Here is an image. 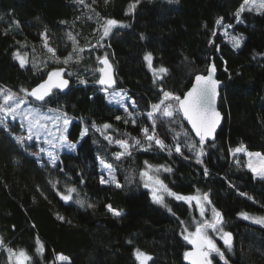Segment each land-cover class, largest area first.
I'll return each instance as SVG.
<instances>
[{
	"label": "trees",
	"instance_id": "obj_1",
	"mask_svg": "<svg viewBox=\"0 0 264 264\" xmlns=\"http://www.w3.org/2000/svg\"><path fill=\"white\" fill-rule=\"evenodd\" d=\"M135 2L85 0L89 5L85 7L75 0H0V89L33 103L21 89L30 91L50 71L66 68L68 89L54 92L43 107L72 119L67 137L77 143L75 151L59 153L58 167L53 168L16 143L13 136L25 134L19 122L7 121L12 135L0 127V264H9V249L26 250L32 257L28 264H139L137 250L151 257L147 264H186L184 253L190 246L183 239L184 228L195 231L201 218L194 208L171 197L164 200L167 207L155 203L140 175L147 165L172 169L155 174L174 193H208L209 209L214 207L223 218L219 227L232 234L229 251L219 239L222 233L208 229L227 264H264V225L240 217L242 213L264 217V180L254 178L243 156L232 154L235 147L244 146L264 155V9L243 11L237 20L235 14L244 0H140L131 11ZM108 18L127 27L117 26L101 40V25ZM224 29L244 37L239 49L225 41ZM41 33L56 49L60 63L50 58ZM69 33L85 50L79 63L65 65L63 58L73 48ZM16 52L26 56L23 68L14 58ZM149 53L151 69L144 60ZM105 56L114 69L116 90L136 101V125L115 119L126 118L123 110L107 103L95 83L101 67L98 58ZM211 61L222 82L218 109L223 122L215 140L205 143L202 163L196 162L198 140L180 115L175 124L166 119L156 122L159 138L173 148L172 153L154 143L144 151L148 142L141 128L151 129L146 113L161 99L160 89L182 97L193 77L204 74ZM161 67L167 72L157 79L154 70ZM129 110L133 111L130 105ZM105 123L112 127L104 129ZM85 129L87 134L81 137ZM182 130L188 136L181 135L179 142L197 143V150L184 147L183 154L175 152L173 135ZM105 135L129 142L134 137L143 147L130 149L131 155L116 161L114 153L122 149ZM37 145L26 141L29 152L38 153ZM101 159L113 164L121 187L100 183ZM67 186L77 191L66 203L58 192L66 194ZM106 205L121 215L114 216ZM160 220L165 225L151 236L141 233ZM37 239L44 245L41 254L36 252ZM60 255L68 259L59 261ZM211 258L212 264H225L215 253Z\"/></svg>",
	"mask_w": 264,
	"mask_h": 264
},
{
	"label": "snow or ice",
	"instance_id": "obj_2",
	"mask_svg": "<svg viewBox=\"0 0 264 264\" xmlns=\"http://www.w3.org/2000/svg\"><path fill=\"white\" fill-rule=\"evenodd\" d=\"M77 4L84 5L85 7H89V5L85 4V0H75ZM140 0H136L135 3L130 5V10L134 11L137 4ZM95 3V0H93ZM107 3V0H105ZM249 11L252 10V7L256 9V11H260L264 9V0H259V3L256 0H244L241 7L236 12L237 20H239L240 13L244 11L246 6H249ZM91 19V17H89ZM13 23L18 24V21H13ZM63 23V22H62ZM217 25H221L222 18L217 19L215 22ZM127 27V25L121 24L116 19L108 18L105 19L103 24L101 25L102 35L100 39L102 40L104 37H107L112 30L117 27ZM227 27H231V25H227ZM7 34V33H5ZM215 34V33H214ZM68 39L72 41V51L63 58L62 63L65 65L70 62L79 63L81 56L80 53L85 49L78 47V42L75 37L72 36L71 33L67 34ZM143 39V36L141 37ZM41 39L44 41V47L47 49L49 53H51V59L55 60L57 63H60V58L56 55V49L52 48L48 44L47 37L45 33H41ZM244 37L242 35L232 36L230 38V42L232 43V47L234 49H239L242 45V41ZM211 43V42H210ZM97 45H91V49H95ZM100 47H103L101 44ZM90 49V50H91ZM14 58L19 62L20 66L23 68L26 63H28L26 56H22L19 52L14 53ZM99 63L103 65L97 69L100 73L99 79L95 81L96 84L100 85V90L105 94V99L107 103L112 105L113 107H118L122 109L125 117L117 115L115 119L120 121L123 119V122L127 124L129 120H131L133 125L137 124V120L134 118L137 113V104L136 101L127 96V93L121 91H117L115 88L116 81L113 76L112 66L109 63L107 57L98 58ZM144 60L148 62V67L152 68V56L151 54H146L144 56ZM158 71L161 74L167 72V69L164 67L159 68L158 70H154V75ZM215 66H210L207 69V75H196L195 83L186 93H184L183 97L175 95L169 91L160 89L162 93L161 99L157 103H153L150 105L151 111L146 113L147 119L152 122L151 124V132L148 127L141 128V132L148 142L147 147H143L141 140L132 137L131 142L127 139H113L111 136L105 135L104 138L109 141V143H115L119 145L122 151L114 153V160L119 161L126 155H131L130 149L135 147H143L144 151L149 150L153 143L159 147L162 151L167 149L169 154L172 153L173 148L164 143L162 139L157 135V120L166 119L168 123L175 124L177 117L182 115L183 119L191 125V130L195 132L196 136L199 137L198 145L199 149L197 150V143H180L179 137L183 135L184 137L188 136L187 131H179L175 132L173 135V140L176 141L174 145V150L176 153L183 154L182 148L187 147L190 151H196V162L202 163L201 157L204 155V145L206 140L214 139V133L216 132L217 126L221 122V114L216 109V98L218 95L217 88L219 85V81L213 78V74L215 73ZM64 69L53 70L48 73L47 79L40 83L37 87L31 89L30 91L27 89H21V91L25 92L26 96L33 97L36 101L41 102L38 106H28L26 108H22V106L28 104V102L22 98L17 97L15 94L11 92L4 93L3 90H0V127L3 128L5 132H9L12 135L11 130L8 128L6 120L7 118H11L13 121L20 117L21 128H26L27 136L15 137L16 143L24 149V151L30 155H34L37 159H40V154H43L47 157V164L51 165L53 168L58 167V149H66L68 151H75L77 149V143L68 142L67 136L64 134L68 124L70 123L67 114H61L58 110L47 109L45 110L43 105L48 101L46 98L50 97L53 93V90H64L69 86V81L64 79L62 73ZM70 74V73H69ZM160 77L157 76V79ZM155 82V81H154ZM80 83H86V81L81 80ZM111 90V91H110ZM129 105L133 109V111L129 110ZM142 115V114H141ZM62 121V124H61ZM95 127V125H93ZM112 125L105 123L103 125L104 129L111 128ZM53 128L55 132H53ZM183 129V126L181 125ZM99 131V129H97ZM174 131V130H173ZM57 133H59L57 135ZM87 134V129H85L81 136ZM43 138L44 143L48 145V148L43 147L42 145H37L39 148L38 153L29 152V147L26 146V141H39ZM236 153L244 151L242 147H238L234 150ZM249 156L248 163L246 167L251 171L254 175V178H259L264 180V156L261 153H247ZM255 157V159H252ZM101 166L108 174V179L105 180L103 176L101 177L100 183H115L116 187L119 188L121 185L116 181L114 174V166L113 164L105 162L103 159L100 160ZM147 165V162H145ZM149 169L152 168L151 165H147ZM171 172L172 169L160 166L156 169V171ZM60 171H63V168H60ZM208 170L205 168L204 175L207 176ZM142 177H148L149 181H152L153 178L148 175L147 171H142L140 173ZM155 185H158L160 189L167 192L169 196L175 197L178 201H184L189 205L195 201L196 207L199 210L200 217L202 218L200 222H196L195 231L188 232V228H184V232H188L187 235H183V239L187 241L188 244L193 246L192 251H186L184 253L185 260H189L191 264H212L211 254L215 253L220 257L221 260L227 264V260L225 258L224 252L217 247V244L213 239L208 236V229H211L213 232L222 233L221 239L225 247L231 251L232 248V234L230 232L224 231L222 227H219L223 223L222 215L219 211H217L214 207L211 208L212 218H205V213L207 211L205 205L211 204L209 200L208 193H203L202 195H194V196H184L178 193H174L167 188L166 185L163 184V181L156 178L154 181ZM83 183V181H81ZM55 184L53 187L55 188ZM146 188L149 187L148 183L144 185ZM76 188L73 186L66 187V194L64 192H58L60 199L64 202H70L73 200V193H76ZM152 199L155 203L160 204L164 207L167 205L164 202V198L162 195L157 194V189L153 188L152 190ZM75 203L80 206H84V201L80 199H76ZM88 207H93L92 204H88ZM106 209L111 212L114 216H120L121 213L115 209L111 205H106ZM171 211V209H169ZM245 219L249 217L246 214H243ZM63 219V217H59ZM255 223L264 225V217H254L252 218ZM183 221L181 224L183 225ZM44 245L41 244L39 239L36 240V252L38 254L43 253ZM9 264H12L14 259L15 264H28L29 261L32 260V257L28 255L26 250H11ZM135 256L139 264H147V261L151 259V257L144 253L143 251L137 250L135 252ZM59 260L64 261L68 258L60 255L58 257Z\"/></svg>",
	"mask_w": 264,
	"mask_h": 264
},
{
	"label": "rangeland",
	"instance_id": "obj_3",
	"mask_svg": "<svg viewBox=\"0 0 264 264\" xmlns=\"http://www.w3.org/2000/svg\"><path fill=\"white\" fill-rule=\"evenodd\" d=\"M256 2L259 3V0H256ZM249 7H251V4H250L249 6H246L245 9H244V11H249ZM251 11H252V12H255V13H261V12L263 11V9H261L260 11H256V9H255L254 7H252V10H251ZM241 13H242V12H241ZM241 13H240V14H241ZM222 33L224 34V39H225V41H227V42L231 45V47H232V43L230 42V38H231L232 36H238V35L232 34V33H230L228 30H225V29L222 31ZM155 70H156V69H155ZM155 74H157L158 76L160 75V73H159L158 71H156ZM0 90H3L4 93H7V92H8V91L5 90V89H0ZM110 91H111V90H110ZM104 95H105V94H104ZM16 96H17V95H16ZM17 97H19V96H17ZM24 99H25V98H24ZM25 100H26V99H25ZM26 101L28 102V104L22 106V108H26V107H28V106H38L37 104L31 103V102H29L28 100H26ZM0 102H2V101H0ZM106 102H107V101H106ZM45 110H47V109H45ZM0 115H3V114L0 113ZM8 120L13 121L11 118H7L6 123H7ZM15 121L21 123L20 117H17V119H16ZM61 124H62V121H61ZM69 124H70V123H69ZM69 124H68L67 129H66V131H65V133H64L66 136H67V133H68V130H69V126H70ZM22 129H23L24 132H25V134H24L23 136H27L26 128H22ZM83 131H84V130H82V132H83ZM53 132H55V129H54V128H53ZM58 134H59V133H57V135H58ZM15 137H22V136H15ZM81 137H82V136H81ZM67 139H68V137H67ZM33 141H35L38 145H42L43 147L48 148V145H47L46 143H44L43 138H41L39 141H36V140H33ZM68 142H70L69 139H68ZM70 143H72V142H70ZM238 147H242V148L244 149V151H241V152H239V153H236L234 150H235L236 148H238ZM64 151H68V150H66V149H62V148H59V149H58V152H59V153L64 152ZM38 152H39V151H38ZM247 153H259V152H256V151H249V150H247L244 146H237V147H235V148L232 150V154H233V155H236V156H243V157H244V159H245V165H247L248 160H249V156L247 155ZM261 155H262V154H261ZM40 156L43 157V158L47 161V157H46L45 155L40 154ZM262 156H264V155H262ZM252 159H255V157H253ZM100 164H101V163H100ZM100 167H101V170L103 171V175H102L103 178H104L105 180H107V179H108V174H107V172L103 169L102 166H100ZM246 168H247V167H246ZM247 169H248V168H247ZM248 170H249V169H248ZM144 171H147V172H148V175L151 176V177L153 178L152 181H149V180H148V177H142V184H143V187H144L146 190L149 191L150 196H151V199H152V190H153V188L157 189V194H158V195H162L163 198H164V200H165V198H167V197H171V198L175 199V197H173V196H169V195L167 194V192L163 191V189H160L158 185H155V184H154L153 181H154L156 178L159 179V177L155 174L156 169H154V168H151V169L147 168V169L144 170ZM114 174H115V171H114ZM102 176H101V177H102ZM115 179H116V174H115ZM159 180H160V179H159ZM116 181H117V179H116ZM145 183H148V184H149V187L146 188V187L144 186ZM104 184L116 185L115 183H104ZM163 184H164V183H163ZM164 185H165V184H164ZM169 190H170V189H169ZM196 195H201V194H196ZM184 196H194V195H184ZM152 200H153V199H152ZM175 200H176V199H175ZM177 201H178V200H177ZM182 202H184V201H182ZM184 203H186V202H184ZM186 204L189 205L188 203H186ZM189 206L192 207V208H194V209L197 211V213H198V215H199V217H200V213H199V210H198L197 207H196L195 201H193L192 204L189 205ZM205 207H206V209H207V211H206V213H205V218H207V219H211V218H212V213H211V210H210L209 207H208V204H206ZM243 214H246L249 218H248V219H245V217H244ZM240 217H241L243 220H245V221H247V222H249V223H251V224H254V225H257V226H262V225H260V224L255 223L254 220H253L252 218H254V217H263V216H254V215H251V214H248V213H242V214H240ZM200 218H201V217H200ZM201 219H202V218H201ZM164 225H165V222H164L163 220L157 221V222H155V223H154L149 229H143V230L141 231V233H143L145 236H151L156 228L161 227V226H164ZM207 231H208V230H207ZM192 232H194V231H192ZM187 234H188V232L185 233V235H187ZM220 237H221V236H219V239H220L221 241H223ZM209 238H210V237H209ZM214 242H215V240H214ZM215 243H216V242H215ZM216 244H217V243H216ZM212 254H214V253H212ZM212 254H211V255H212ZM9 258H10V252H9ZM210 258H211V257H210ZM58 260H59V259H58ZM59 261H61V260H59ZM12 264H15L14 259H13V261H12Z\"/></svg>",
	"mask_w": 264,
	"mask_h": 264
},
{
	"label": "water",
	"instance_id": "obj_4",
	"mask_svg": "<svg viewBox=\"0 0 264 264\" xmlns=\"http://www.w3.org/2000/svg\"><path fill=\"white\" fill-rule=\"evenodd\" d=\"M99 65L101 66V67H103V65H101L100 63H99ZM214 65V63L211 61L210 63H209V65H208V67H207V69L210 67V66H213ZM215 66V65H214ZM62 69H64V72L62 73V76H63V78L64 79H67L66 77H65V74H66V68H63V67H61ZM61 68H56V69H54V70H57V69H61ZM207 69H206V72L204 73V74H196V75H207ZM215 69H216V67H215ZM53 71V70H52ZM51 72V71H50ZM112 72H113V76H114V69H113V67H112ZM48 75V74H47ZM47 75H46V77L40 82V83H42L44 80H46L47 79ZM195 75V76H196ZM195 76L193 77V79H192V82H191V84H190V86H189V88L185 91V93L189 90V89H191V87L193 86V84L195 83ZM213 78L214 79H216V80H218L217 79V70L215 71V73L213 74ZM68 80V79H67ZM69 81V80H68ZM220 83H219V85H218V88H217V92H218V95H217V98H216V109H217V111H219V109H218V100H219V95H220V90H221V88H222V82L220 81V80H218ZM39 83V84H40ZM39 84H37L35 87H37ZM70 85V84H69ZM34 87V88H35ZM69 87V86H68ZM68 87L66 88V89H64V90H56V89H54L53 90V93L54 92H59V93H63V92H65L67 89H68ZM52 93V94H53ZM184 95V94H183ZM183 95H182V97H183ZM31 98V101L33 102V103H35V104H37V105H40L41 104V102H39V101H36L33 97H30ZM49 98V97H48ZM47 99V98H46ZM220 112V111H219ZM220 114H221V122H220V124L217 126V129H216V132L214 133V137L216 136V134H217V132H218V130H219V128H220V126H221V124H222V122H223V115H222V113L220 112ZM181 116V119H182V121H183V123L187 126V128H188V130L190 131V133L193 135V137L196 139V140H199V137H197L196 136V134H195V132H193L192 130H191V125L190 124H188V122L186 121V120H184L183 119V117H182V115H180ZM215 140V138L214 139H208V140H206V142H213ZM189 246H190V248L187 250V251H192L193 250V246L191 245V244H189ZM184 262L186 263V264H191V262L189 261V260H185V258H184Z\"/></svg>",
	"mask_w": 264,
	"mask_h": 264
},
{
	"label": "crops",
	"instance_id": "obj_5",
	"mask_svg": "<svg viewBox=\"0 0 264 264\" xmlns=\"http://www.w3.org/2000/svg\"><path fill=\"white\" fill-rule=\"evenodd\" d=\"M44 109H49V108H44ZM53 110H56V109H53ZM59 113H61V114H64V113H62V112H60V111H58ZM68 117V116H67ZM69 118V117H68ZM69 121H70V123H71V121H72V119L71 118H69ZM70 125V124H69Z\"/></svg>",
	"mask_w": 264,
	"mask_h": 264
},
{
	"label": "built area",
	"instance_id": "obj_6",
	"mask_svg": "<svg viewBox=\"0 0 264 264\" xmlns=\"http://www.w3.org/2000/svg\"><path fill=\"white\" fill-rule=\"evenodd\" d=\"M150 132H151V129H150ZM157 135H158V133H157Z\"/></svg>",
	"mask_w": 264,
	"mask_h": 264
}]
</instances>
